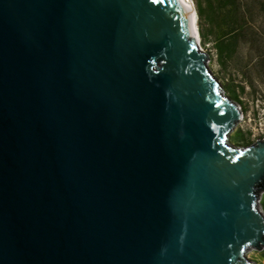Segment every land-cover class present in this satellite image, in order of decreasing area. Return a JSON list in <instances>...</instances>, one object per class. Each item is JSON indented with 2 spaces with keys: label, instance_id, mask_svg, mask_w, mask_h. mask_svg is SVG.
<instances>
[{
  "label": "water",
  "instance_id": "95a60500",
  "mask_svg": "<svg viewBox=\"0 0 264 264\" xmlns=\"http://www.w3.org/2000/svg\"><path fill=\"white\" fill-rule=\"evenodd\" d=\"M186 0H0V264H254L264 138Z\"/></svg>",
  "mask_w": 264,
  "mask_h": 264
},
{
  "label": "rangeland",
  "instance_id": "374dc122",
  "mask_svg": "<svg viewBox=\"0 0 264 264\" xmlns=\"http://www.w3.org/2000/svg\"><path fill=\"white\" fill-rule=\"evenodd\" d=\"M197 14V5L204 9V0H190ZM242 33L232 54L219 55L213 39L201 40L200 51L205 65L216 80L223 96L240 111V120L228 136L234 147H246L264 138V0H238ZM204 27V18L197 14V28ZM259 207L264 215V193ZM248 260L264 264V250H249Z\"/></svg>",
  "mask_w": 264,
  "mask_h": 264
},
{
  "label": "trees",
  "instance_id": "16d2710c",
  "mask_svg": "<svg viewBox=\"0 0 264 264\" xmlns=\"http://www.w3.org/2000/svg\"><path fill=\"white\" fill-rule=\"evenodd\" d=\"M205 8L197 5V14L204 18L199 26L201 40L213 39L219 55L232 54L237 46L242 28L238 0H204Z\"/></svg>",
  "mask_w": 264,
  "mask_h": 264
},
{
  "label": "bare ground",
  "instance_id": "6f19581e",
  "mask_svg": "<svg viewBox=\"0 0 264 264\" xmlns=\"http://www.w3.org/2000/svg\"><path fill=\"white\" fill-rule=\"evenodd\" d=\"M193 5L190 2V0H186L185 6H184V12H185L186 18L188 20V23H189V25L191 27V34L194 37H196L197 43H198V48H199V35H198V28H197V14H196V11H195ZM246 258L248 259V257H246Z\"/></svg>",
  "mask_w": 264,
  "mask_h": 264
},
{
  "label": "built area",
  "instance_id": "2783aa9c",
  "mask_svg": "<svg viewBox=\"0 0 264 264\" xmlns=\"http://www.w3.org/2000/svg\"><path fill=\"white\" fill-rule=\"evenodd\" d=\"M261 196V195H260ZM260 200V199H259ZM261 250H264V247L261 249Z\"/></svg>",
  "mask_w": 264,
  "mask_h": 264
}]
</instances>
